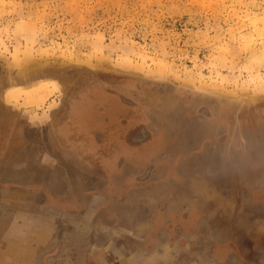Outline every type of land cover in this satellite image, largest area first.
<instances>
[{
  "label": "rangeland",
  "instance_id": "374dc122",
  "mask_svg": "<svg viewBox=\"0 0 264 264\" xmlns=\"http://www.w3.org/2000/svg\"><path fill=\"white\" fill-rule=\"evenodd\" d=\"M109 94L128 104L127 130L142 129L130 138L149 141L112 158L121 173L172 159L153 184L190 189L210 225L234 229L229 250L264 264V0H0V198L22 202V188L49 191L65 178L88 184L80 171L47 174L71 165L51 140L62 112L97 111ZM174 110L191 119L168 118ZM222 140L240 144L238 176L213 156ZM195 163L200 181L190 178ZM125 203L144 207L133 194Z\"/></svg>",
  "mask_w": 264,
  "mask_h": 264
},
{
  "label": "crops",
  "instance_id": "0c3cea01",
  "mask_svg": "<svg viewBox=\"0 0 264 264\" xmlns=\"http://www.w3.org/2000/svg\"><path fill=\"white\" fill-rule=\"evenodd\" d=\"M221 134L218 132V136ZM147 143H134L133 148L128 144V148L136 151ZM211 145L216 153L214 158L228 165L227 173L238 176L239 142L230 144L222 140ZM172 161L168 159L162 167L150 162L153 167L146 173L150 164L144 163L134 176L129 174L137 185L127 188L107 184L111 179L117 184L116 179L123 174L120 166L105 175L100 170L89 174L86 185L74 184L71 178L62 176L65 179L53 190L41 186L38 191L22 188V202L0 203V264H174L175 251L190 252L194 244L197 251L194 259L199 260L201 255L197 249L201 240H212L231 229L224 224L210 225L205 205L197 203L199 198L192 199L187 187L175 191L153 184L156 178L165 177ZM198 167L199 163L188 164V168H194L190 178L200 181L204 174ZM103 179L106 186L96 182ZM189 187L193 194L204 193L203 200H213L207 189L195 184ZM119 194L122 196L115 197ZM132 194L144 202L143 208L133 210L126 205L125 199ZM17 196L8 199L11 201ZM192 207L202 214L198 217L186 214ZM177 209L180 216L174 213ZM6 211H10L8 216L3 214ZM219 214V211L212 212L209 218H219ZM175 230L180 235L179 241H175Z\"/></svg>",
  "mask_w": 264,
  "mask_h": 264
},
{
  "label": "flooded vegetation",
  "instance_id": "af4514ba",
  "mask_svg": "<svg viewBox=\"0 0 264 264\" xmlns=\"http://www.w3.org/2000/svg\"><path fill=\"white\" fill-rule=\"evenodd\" d=\"M106 97L109 98L108 102H105L103 106H100L97 111L87 113L79 111L76 113L75 118L74 115L71 117V115H68L65 112L60 114V125L55 127L56 129L54 132L56 136L52 138L51 142L52 145L57 146V149L58 147H62V150L65 149L70 153L69 156L71 157V165L66 168L54 170V172L50 171L47 174L50 175L51 173H54L57 176H69V174H75L80 171L87 178L89 174L92 175L93 172L95 174L100 170L105 175L106 172H110L111 170H116L121 167V162L116 164L112 158L116 155H121L119 153L122 147L129 149L128 144L132 147L134 143L140 144L142 142H149L146 138H136L134 140L130 138L131 136L137 137L138 132L142 129L139 127H130L128 129L130 131L127 130L128 122L126 119L122 118L127 115L124 110L126 106L128 107V104L123 97H116L113 94L106 95ZM133 107L134 106L132 105L129 106V108ZM167 114L168 118H178L184 116L189 120L191 119L188 117V113L186 112H176L174 110L170 113L168 112ZM73 124L77 126V129H73ZM31 128L32 127H28L27 131ZM38 130L41 133H46L47 130L50 132L51 128L44 125L39 127ZM79 149L83 151V154H81L82 160L76 154ZM151 166L152 164L148 165V168L144 171V173L149 171ZM139 167H141V165H137L136 169ZM98 179L101 178L98 177ZM122 180H125L126 182L123 183ZM96 182L99 185L107 183L104 179L99 181L97 180ZM116 182L117 184H115L111 179L107 184L114 186V188L116 186H119V188H127L131 185H137V181H134L129 177V175L125 174H122L119 178H117ZM18 189L19 187L17 186L15 188H11L10 190L12 191L11 193H15L18 192ZM0 203H3L2 198H0ZM174 213L178 215L180 210L177 209ZM3 214L8 216L10 211H6ZM180 215L181 214H179V216ZM179 216L177 219L182 222V217ZM207 230L209 231L210 228ZM223 231L224 230L221 229V232ZM232 232L233 233L231 234L226 232L217 234V236H215L212 240H201L200 249H197L201 255L199 260H196L197 258L194 259L197 256V251H194L195 244L190 252L175 251L176 256L174 264H193V262L197 263V261H200V264H250L248 260H243V257H240L235 251L229 250L226 238L232 237V240H234L235 233L234 231ZM174 237L175 241H179L180 235L176 233V230L174 232ZM218 239H221V241ZM221 258L224 259L223 263L220 260Z\"/></svg>",
  "mask_w": 264,
  "mask_h": 264
}]
</instances>
